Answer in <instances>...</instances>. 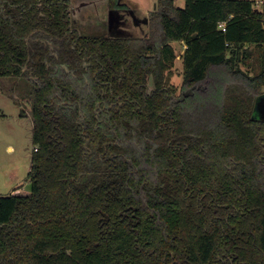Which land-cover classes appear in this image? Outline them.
I'll list each match as a JSON object with an SVG mask.
<instances>
[{
	"label": "trees",
	"instance_id": "1",
	"mask_svg": "<svg viewBox=\"0 0 264 264\" xmlns=\"http://www.w3.org/2000/svg\"><path fill=\"white\" fill-rule=\"evenodd\" d=\"M255 6L159 0L148 38H113L82 35L70 0H0V78L33 84L35 146L30 193L0 197V264H264Z\"/></svg>",
	"mask_w": 264,
	"mask_h": 264
},
{
	"label": "rangeland",
	"instance_id": "2",
	"mask_svg": "<svg viewBox=\"0 0 264 264\" xmlns=\"http://www.w3.org/2000/svg\"><path fill=\"white\" fill-rule=\"evenodd\" d=\"M70 2L74 26L85 36H110L109 14L114 12L123 20L118 36L148 38L150 28L146 21L150 13L157 8L153 0H117L115 6H118V9L115 6L111 8L113 0ZM175 2L178 7H185V0ZM263 2L264 0H255V7L261 10ZM172 45L177 57L168 74L167 82L176 96H179L184 87L182 56L186 45L183 42H172ZM249 48L254 49L253 46ZM240 67L247 69L243 63H240ZM149 86L150 89L153 88V78H150ZM32 106L33 84L27 78H0V197L29 194L31 191L29 174L35 150L32 142Z\"/></svg>",
	"mask_w": 264,
	"mask_h": 264
},
{
	"label": "flooded vegetation",
	"instance_id": "3",
	"mask_svg": "<svg viewBox=\"0 0 264 264\" xmlns=\"http://www.w3.org/2000/svg\"><path fill=\"white\" fill-rule=\"evenodd\" d=\"M118 17H119L118 13L117 14L111 13L109 15V21H110V18H112L113 20L111 19V21H110L111 23L109 22V24H108V33H109L110 37H113V38H121V36H118V35H120V33H121L120 27L123 24V20L119 19Z\"/></svg>",
	"mask_w": 264,
	"mask_h": 264
},
{
	"label": "crops",
	"instance_id": "4",
	"mask_svg": "<svg viewBox=\"0 0 264 264\" xmlns=\"http://www.w3.org/2000/svg\"><path fill=\"white\" fill-rule=\"evenodd\" d=\"M158 1H159V0H153L154 5H156V3H157ZM111 13L114 14V12H110V14H111ZM110 14H109V15H110ZM146 23H148V20L146 21Z\"/></svg>",
	"mask_w": 264,
	"mask_h": 264
},
{
	"label": "built area",
	"instance_id": "5",
	"mask_svg": "<svg viewBox=\"0 0 264 264\" xmlns=\"http://www.w3.org/2000/svg\"><path fill=\"white\" fill-rule=\"evenodd\" d=\"M220 27L223 29V31L226 30V29H225V24H222Z\"/></svg>",
	"mask_w": 264,
	"mask_h": 264
},
{
	"label": "water",
	"instance_id": "6",
	"mask_svg": "<svg viewBox=\"0 0 264 264\" xmlns=\"http://www.w3.org/2000/svg\"><path fill=\"white\" fill-rule=\"evenodd\" d=\"M156 6V5H155ZM111 17V16H110ZM112 19V18H111ZM111 19H110V21H111Z\"/></svg>",
	"mask_w": 264,
	"mask_h": 264
}]
</instances>
